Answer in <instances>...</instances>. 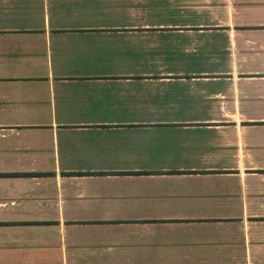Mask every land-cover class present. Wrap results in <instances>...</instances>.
<instances>
[{
	"label": "crops",
	"instance_id": "1",
	"mask_svg": "<svg viewBox=\"0 0 264 264\" xmlns=\"http://www.w3.org/2000/svg\"><path fill=\"white\" fill-rule=\"evenodd\" d=\"M0 264H264V0H0Z\"/></svg>",
	"mask_w": 264,
	"mask_h": 264
}]
</instances>
